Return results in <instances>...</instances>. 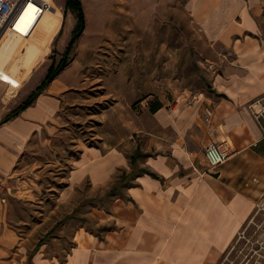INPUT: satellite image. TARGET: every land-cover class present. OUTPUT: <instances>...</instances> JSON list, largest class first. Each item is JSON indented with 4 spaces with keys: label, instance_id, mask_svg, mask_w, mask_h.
<instances>
[{
    "label": "crops",
    "instance_id": "1",
    "mask_svg": "<svg viewBox=\"0 0 264 264\" xmlns=\"http://www.w3.org/2000/svg\"><path fill=\"white\" fill-rule=\"evenodd\" d=\"M42 1L41 17L34 13L40 32L31 43H20L10 55L2 52L9 48L0 47L4 103L14 93L25 100L48 71L45 63L32 68L61 16L44 15L50 1ZM185 8L205 44L223 52L215 58L218 70L209 73L208 88L176 90L171 106L147 113L128 139L109 148L85 146L67 161L60 200L71 203L75 196L78 204L86 195L96 198V204L81 213L82 223L62 260L44 257L45 246H40L32 252L33 264L40 252L43 264H211L264 196V139L255 117L264 110V0H186ZM75 23L72 18L65 31L64 26L58 31L61 46ZM16 30L22 39L35 31ZM16 55L17 65L8 64L7 56ZM61 76L0 123L1 186L16 175L35 139L55 129L56 94L65 86ZM204 106L212 110L209 122ZM211 143L228 152L215 167L204 157Z\"/></svg>",
    "mask_w": 264,
    "mask_h": 264
},
{
    "label": "rangeland",
    "instance_id": "2",
    "mask_svg": "<svg viewBox=\"0 0 264 264\" xmlns=\"http://www.w3.org/2000/svg\"><path fill=\"white\" fill-rule=\"evenodd\" d=\"M49 1L44 15L60 13L61 23L53 37L47 36V47L32 70L40 63L58 64L70 39L61 46L58 31L63 26L65 31L72 18L77 22L65 0ZM79 1L83 30L58 73L65 86L56 94L55 129L36 138L16 175L0 184L5 187L0 194V264H33L32 252L40 246H45L44 257L62 260L82 223L81 213L96 204V198L86 195L78 204L75 196L71 203L60 200L67 161L85 146L109 148L128 139L153 107L171 106L176 90L208 88L209 73L218 70L215 58L222 57L223 52L205 44L186 0ZM38 28L34 25L32 35L18 36L2 52L10 55L20 43L28 46ZM17 58L7 56L6 61L14 66ZM12 96L6 103L0 98V118L24 101ZM257 205L211 264H264V196ZM41 257V252L34 256L36 264L46 263Z\"/></svg>",
    "mask_w": 264,
    "mask_h": 264
},
{
    "label": "built area",
    "instance_id": "3",
    "mask_svg": "<svg viewBox=\"0 0 264 264\" xmlns=\"http://www.w3.org/2000/svg\"><path fill=\"white\" fill-rule=\"evenodd\" d=\"M29 5L35 10L37 9V11H35L37 19L44 8V2L42 0H0V39L4 36H13L17 33L15 24L21 13H24ZM179 100V97L175 99L176 102ZM190 104L191 100L185 103L187 106H190ZM202 112L204 120L209 122L212 115L211 108L209 106H204ZM255 117L260 124L262 138L264 139V110L260 113H256ZM227 156L228 152L221 144L211 143L204 150V157L209 167H215L223 163Z\"/></svg>",
    "mask_w": 264,
    "mask_h": 264
},
{
    "label": "trees",
    "instance_id": "4",
    "mask_svg": "<svg viewBox=\"0 0 264 264\" xmlns=\"http://www.w3.org/2000/svg\"><path fill=\"white\" fill-rule=\"evenodd\" d=\"M65 6L66 8H69L72 11L76 12L77 22L71 32L70 39L62 54L60 61L56 66L52 65L48 68V71L42 82L23 102H21L14 110H12L2 120H0V123L5 122L10 118L16 116L21 110H23L28 105H30L34 101L35 97L44 89V87L48 85L55 78V76L62 70V68L65 67V65L67 64V55L70 51V47L73 44V42L79 37V35L83 30L84 18H83L82 6L79 0H65ZM159 107L160 105L157 104L155 107L152 108V110H156Z\"/></svg>",
    "mask_w": 264,
    "mask_h": 264
},
{
    "label": "bare ground",
    "instance_id": "5",
    "mask_svg": "<svg viewBox=\"0 0 264 264\" xmlns=\"http://www.w3.org/2000/svg\"><path fill=\"white\" fill-rule=\"evenodd\" d=\"M27 11L28 9L25 12ZM25 12L21 13L20 17L18 18V21L15 24V28L21 29L25 32H30L34 29V14L29 13L28 16H25ZM16 38H17L16 33L13 36L8 35V36L2 37L0 39V47L6 48V49L10 48V46L14 43Z\"/></svg>",
    "mask_w": 264,
    "mask_h": 264
},
{
    "label": "snow or ice",
    "instance_id": "6",
    "mask_svg": "<svg viewBox=\"0 0 264 264\" xmlns=\"http://www.w3.org/2000/svg\"><path fill=\"white\" fill-rule=\"evenodd\" d=\"M35 9L31 6V5H29V8H28V11L27 12H25V16H28L29 15V13H35Z\"/></svg>",
    "mask_w": 264,
    "mask_h": 264
}]
</instances>
